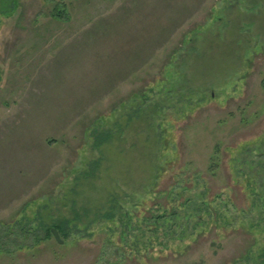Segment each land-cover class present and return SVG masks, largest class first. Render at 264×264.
<instances>
[{
    "label": "rangeland",
    "instance_id": "1",
    "mask_svg": "<svg viewBox=\"0 0 264 264\" xmlns=\"http://www.w3.org/2000/svg\"><path fill=\"white\" fill-rule=\"evenodd\" d=\"M61 1L0 0V264H264V0Z\"/></svg>",
    "mask_w": 264,
    "mask_h": 264
},
{
    "label": "trees",
    "instance_id": "2",
    "mask_svg": "<svg viewBox=\"0 0 264 264\" xmlns=\"http://www.w3.org/2000/svg\"><path fill=\"white\" fill-rule=\"evenodd\" d=\"M80 0H63L60 2V4H58L57 6H55L53 12L51 13V16L59 21H65V20H69L70 16H71V7L72 4L74 2H77ZM18 11H16V9L14 10V15L17 13ZM173 174H177V172L173 173ZM174 177V175H173ZM56 228H59L58 226H55Z\"/></svg>",
    "mask_w": 264,
    "mask_h": 264
},
{
    "label": "water",
    "instance_id": "3",
    "mask_svg": "<svg viewBox=\"0 0 264 264\" xmlns=\"http://www.w3.org/2000/svg\"><path fill=\"white\" fill-rule=\"evenodd\" d=\"M53 234H54L56 240H57L59 243L62 244L63 242H62L61 237H60L59 233L57 232V230H53Z\"/></svg>",
    "mask_w": 264,
    "mask_h": 264
}]
</instances>
